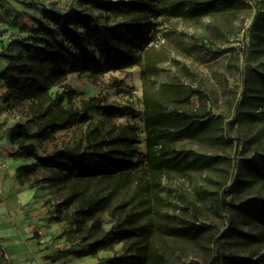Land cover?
<instances>
[{"label":"rangeland","instance_id":"rangeland-1","mask_svg":"<svg viewBox=\"0 0 264 264\" xmlns=\"http://www.w3.org/2000/svg\"><path fill=\"white\" fill-rule=\"evenodd\" d=\"M144 1L148 10L124 33V51L142 56L143 63L149 55L157 68L144 71V66L136 65L114 69L98 53L100 61L88 71V77L71 75L75 92L65 95L64 104L82 106L83 100L98 96L103 104L120 106L121 112L112 121L135 129L138 141L134 160L141 170L148 165L143 95L146 78L156 91L167 82L184 89L183 101L166 102L163 109L180 110L193 118H217L220 127L213 132L228 143L213 144L193 137L175 140L169 148L190 155L191 160L194 151L219 156L218 166L164 176L159 189L158 206L170 214L172 228L200 220L204 232L188 239L175 235L174 229L156 225L146 197L149 192L143 186L138 197L126 196L129 204L117 215L100 213L104 226L112 231L95 252L79 237L77 226L68 219V209L59 207L65 184H37L36 172L28 165L38 162L36 156H48L57 147L73 146L87 124L66 126L46 139L34 136L24 148L13 145L10 133L18 122L31 132L37 131L38 124L30 117L32 102L18 101L7 93L2 62L28 59L23 40L33 42L31 52L39 53L47 31L56 28L47 13L52 8L68 12L73 20L77 12L91 13L94 18L90 24L122 19L116 12L101 11L85 0H16L18 3L6 8L0 19V176L10 186L7 194L0 186V264H130L133 241L143 242L146 237L165 254L168 264H226L230 256L264 264V226L238 208L240 203L264 200V181L256 182L253 188H231L239 173L243 179L251 178L248 162L264 160V104L257 110L249 97L257 96L264 86V0H245L248 6L241 11L216 13L193 12L188 7L192 0ZM181 1L186 13L171 12ZM256 19L258 24L254 25ZM78 27L86 31L85 25ZM85 45L94 48V44ZM83 48L73 51L80 54ZM80 58L90 63L86 54ZM61 88L59 84L53 86L50 94L54 96ZM88 116L96 121L104 112L94 109ZM10 158L15 162L12 174L2 161ZM15 189L33 192L21 209L10 200ZM125 215L129 222L124 221Z\"/></svg>","mask_w":264,"mask_h":264},{"label":"trees","instance_id":"trees-1","mask_svg":"<svg viewBox=\"0 0 264 264\" xmlns=\"http://www.w3.org/2000/svg\"><path fill=\"white\" fill-rule=\"evenodd\" d=\"M85 2L101 11H114L122 19L116 23L108 20L104 23L90 24L94 16L91 13L77 12L76 20L68 12L57 9L47 11L51 22L56 28L47 31L44 45L38 54L31 52L35 46L33 42L23 40L21 43L29 52L28 59L11 61L2 71V78L7 83V93L18 101L32 102L29 112L31 119L37 121V131L31 132L23 122H18L10 133V142L19 148L26 147L34 136L46 139L58 130L69 125L87 124L84 134H80L73 142V146L57 147L45 157L36 156L37 163L28 165L36 172L37 184L64 183L63 199L59 207L66 206L68 219L77 226L79 237L89 242L91 250L95 252L103 240L111 233L102 220L100 213L111 211L117 215L129 204L126 196L138 197L141 187L148 190V200L152 215L156 218V225L164 229H174V234L188 239H195L204 230L196 221L189 226H171V216L162 212L158 201L159 189L164 176L170 174H187L192 170H208L218 166L219 156L194 151L190 155L169 144L183 138L200 137L210 143H228L214 134L213 129H219L218 119L207 116L190 117L180 110L169 111L163 109L166 102L183 101L185 91L179 84L167 82L163 89L156 91L144 80V118L147 130L148 165L144 170L138 169L134 160V151L138 141L133 127L119 126L112 118L121 112V108L114 104H103L98 96H91L83 100L82 106L66 107V94H73L75 89L66 83L70 73H79L81 77H88V71H93V65L101 57L114 69H126L136 65L144 66V71L155 70L156 63H152L149 55L143 63L142 56L132 51H124L127 40L124 33L130 31L133 23L140 20L148 10L144 0H85ZM248 6L245 0H192L189 8L193 12L216 13L241 11ZM168 11V10H166ZM173 13L185 14L186 9L181 1L170 10ZM75 22L76 25H73ZM78 24L85 25L86 31H81ZM258 24L257 19L253 22ZM264 32V23L261 26ZM85 44H94L90 48ZM84 47L80 54L73 48ZM86 54L90 60L85 64L81 56ZM97 71L101 72L100 68ZM95 79V78H93ZM264 85V75L262 76ZM62 85L63 90L53 96L50 89L55 85ZM257 96H252L261 110L264 104V86L258 90ZM255 97V98H254ZM94 109L102 110L104 117L90 121L88 113ZM264 152V151H263ZM247 168L251 178L243 179L242 173L232 183L231 188H253L258 181H264V160L248 162ZM143 195V194H142ZM238 208L248 213L257 223L264 226V200L253 199L247 203H240ZM130 217V214L129 216ZM125 222L127 216L124 218ZM134 231V230H133ZM135 235L137 232H130ZM142 235V233H140ZM130 264H168L165 254L156 247L148 237L143 242L133 241L129 248ZM226 264H258L247 258L228 257Z\"/></svg>","mask_w":264,"mask_h":264},{"label":"crops","instance_id":"crops-1","mask_svg":"<svg viewBox=\"0 0 264 264\" xmlns=\"http://www.w3.org/2000/svg\"><path fill=\"white\" fill-rule=\"evenodd\" d=\"M14 3H18V2H16V0H0V19L1 20L3 19L1 16V13L6 11V8L12 6L11 4H14ZM4 5H5V7H4ZM2 64L5 66L8 65L7 62L6 63L2 62ZM75 74H78V73L74 72V73H70L68 75V79L66 80V83L69 86L71 85L69 78L71 77V75H75ZM71 86L75 87L73 84ZM62 90H63V88H61L59 91H62ZM30 117H31V115H30ZM2 161H3V165L8 168V172H10L12 174L13 170H11V168H12V165L15 163L13 158L6 159V160L2 159ZM0 186H2L1 192L4 194H7L8 193L7 190H8V188L10 189V186H9L8 180H7V183L4 182V176H0ZM13 191H14V194L12 196L10 195L11 196L10 200H11V203L13 204V206L18 208V209H21V206H23V205H27L30 202L32 195H33V192L30 189H21V190L15 189Z\"/></svg>","mask_w":264,"mask_h":264},{"label":"built area","instance_id":"built-area-1","mask_svg":"<svg viewBox=\"0 0 264 264\" xmlns=\"http://www.w3.org/2000/svg\"><path fill=\"white\" fill-rule=\"evenodd\" d=\"M197 223H198V224H200V223H201V222H200V220H199V221H197ZM6 254H7V253H6Z\"/></svg>","mask_w":264,"mask_h":264}]
</instances>
